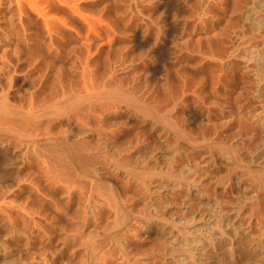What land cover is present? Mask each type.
<instances>
[{
  "label": "bare ground",
  "instance_id": "bare-ground-1",
  "mask_svg": "<svg viewBox=\"0 0 264 264\" xmlns=\"http://www.w3.org/2000/svg\"><path fill=\"white\" fill-rule=\"evenodd\" d=\"M261 49L264 0H0V264H264Z\"/></svg>",
  "mask_w": 264,
  "mask_h": 264
},
{
  "label": "rangeland",
  "instance_id": "rangeland-1",
  "mask_svg": "<svg viewBox=\"0 0 264 264\" xmlns=\"http://www.w3.org/2000/svg\"><path fill=\"white\" fill-rule=\"evenodd\" d=\"M246 23H247V22H246ZM261 47H262V46H260V48H261ZM242 50H243V52H244V51H245V52L242 53L241 55L244 56L245 58H246V57H247V58H250V57H248V56H253L254 53H258V52H256V50H258V49H254V53H253V49H251V50H250V49H249V50L247 49L248 51H247L246 49H245V50L242 49ZM262 52L264 53V50H263V49H261V53H262ZM250 53H252V55H251ZM249 54H250V55H249ZM247 55H248V56H247ZM244 57H243L244 60L242 59L243 61H241V59H240V61L242 62V64H243L244 61L246 60ZM251 72H252V74H253L255 71H252V70H251ZM252 74H251V76H253ZM210 83H211V82H209V84H208L209 86H208V87L212 88V84H210ZM196 85H197V84L195 83L192 87H196V88H194L195 90L198 89V90H196V91H197L196 93L199 94L198 96H200V93H201V96H202V99H200L201 96L198 97L197 94H196V96H195L194 98H195V99H196V98H197V99L199 98V101H198L197 99H196V100L194 99V100L196 101V103H197V104H200V105H201V104H202V105L204 104L205 106L208 105L207 102H209V104L212 103L211 105H208V106H206V107H209V106H210L211 112H213V113L216 112V113H217L216 109L218 108V105L215 107V104H214V103L217 102V99H216L214 96H212V95H214V94L211 95V94H210L211 92L208 91V92H210V93H208L209 95L207 96V94H206L207 92H206V91H204V92L201 91L202 89L199 88V87L196 86ZM210 85H211V86H210ZM200 89H201V90H200ZM207 89H209V88H207ZM209 90H210V89H209ZM199 91H200V92H199ZM176 92L180 93L179 90H178V91L176 90ZM176 92H175V93H176ZM198 92H199V93H198ZM205 92H206V93H205ZM178 93H176V94H178ZM203 93L206 94V96H205V95H202ZM166 96H167V95H166ZM210 96H212V97L215 98V99H213L212 97L210 98ZM167 98H168V97H167ZM167 98H166V97L164 98V103H165V104L169 103V100H168ZM204 98H205V99H204ZM206 99H207V100H206ZM208 99H211V100H208ZM213 100H214L215 102H213ZM200 101H201V102H200ZM203 101H204V103H203ZM198 102H199V103H198ZM205 102H206V104H205ZM194 103H195V102H194ZM216 104H218V103H216ZM233 104H234V103H233ZM233 104H232V108L234 109V112L237 113V107H236L237 105H236V103H235L234 105H233ZM202 105H201V106H202ZM204 105H203L202 107H205ZM213 106H214V108H213ZM234 107H236V108H234ZM212 108H213V109H212ZM201 109H202V108H201ZM214 109H215V111H213ZM198 111H199V110H195V111H193V112L190 113V116L192 117V119L195 120L194 122L197 123V124H198L199 121H200L199 118H201V117H199V116H200V113H199ZM200 112H201V111H200ZM168 114H169V115H168ZM168 114L166 115V118H165V119H166V120H169V119H172V120H173V119H174V120H173V121L171 120V122H170L171 125H169V122L166 121V122H168V123H166L167 127H168V126H172V125L175 124V125H176V128H175V125H174V127L172 126V127H173L172 130H174V133L176 132V130L179 131V132L181 133L180 129H181V128H183V129L186 128V126H184V123H183V122H184V121H183L184 119L182 118L183 116L180 115L181 117H179L177 114H174V113H172L173 115L170 114V113H168ZM170 115H171V118H170ZM174 115H175V116L177 115V117H179L181 121L179 120V118H176ZM168 116H169V117H168ZM181 118H182L183 120H182ZM176 119H177V120H176ZM201 119H202V118H201ZM198 120H199V121H198ZM179 121H180L181 124L179 123ZM182 121H183V122H182ZM173 122H174V123H173ZM176 123H178V124H176ZM166 125H165V126H166ZM177 125H178L179 128L177 127ZM180 126H181V127H180ZM194 126H195V127H194ZM200 126L202 127V124H198V126H197L196 124H194L193 126H191L192 128L190 127L191 129H189V131H190V130H194V131H192V132H191V131H190V132L188 131L189 133H195V131H196V135H195V134H194V135L192 134V136H193V137H192L193 141H195V139H198V140H197V142H198V141L202 138V136H203V142H204V141H205V142H206V141L208 142V139H209V141H210V140H211L210 138L207 139V138H204V137H207V136L209 137V134H210V136H211V133L213 132V128H214V126H213V125H209V126L212 127V128H211V127H208V125H204L203 127L207 126V127L204 128V130H203V131L206 132V134H205V132L202 133V129H203V127L201 128ZM196 127H197L198 129H197ZM188 128H189V127H188ZM188 128H186V129H188ZM200 128H201V132H199V131H200ZM207 128H209V129H207ZM175 129H176V130H175ZM196 129L199 130V131H197ZM146 130H148V129H146ZM184 130H185V129H184ZM185 131H186V130H185ZM211 131H212V132H211ZM145 132H146V133H145V134H146L145 136H147L149 130H148V131H145ZM186 132H187V131H186ZM186 132H185V133H186ZM188 132H187V133H188ZM176 133H177V132H176ZM180 133H177V136L179 135L180 138H183V137H184L185 139H186V137L189 138V135H191V134H189V133H188L189 135H187V134L183 133V131H182V133H183V135H184V136L182 137V136L180 135ZM197 134H198V135H197ZM200 134H201V138H200ZM202 134H203V135H202ZM204 134H205V135L208 134V135L205 136ZM185 135H187V136H185ZM197 136H198V137H197ZM190 137H191V136H190ZM195 137H196V138H195ZM147 138H148V137H147ZM147 138L145 137V140H147ZM194 138H195V139H194ZM223 138H225V137L223 136ZM223 138L220 139V140H226V139H223ZM150 139H151V140H150ZM171 139H172V138H171ZM189 139H191V138H189ZM192 139H191V140H192ZM201 140H202V139H201ZM150 141H151V142H150ZM167 141H168V142H167ZM170 141H171V140H170ZM170 141L167 139L166 142H164V143L162 142V144H160V142L158 143V142L156 141V143H155V142L153 141L152 138H149V140H147L146 143L144 142V148H143V156H144V158H145V156H146V158L151 157V155H152L151 153H153L154 149L157 148V147L160 145L159 148H161V147H162V148L159 149V150H161V151H159V153L162 154V159H163L164 161L166 160V162H168L169 160L172 161L173 159H175L174 154H173V150L171 149V153H172V154L170 153L169 150H167L168 148H170V146H169ZM147 142H148V143H147ZM199 142H200V141H199ZM199 142H198V143H199ZM201 142H202V141H201ZM165 143H166V144H165ZM152 144H154V145H152ZM156 144H157V145H156ZM167 144H168V145H167ZM131 145H134V143L131 144ZM145 145H146V146H145ZM162 145H163V146H162ZM165 145H167V146H165ZM153 147H155V148H153ZM148 148H149V149H148ZM164 148H165V149H164ZM144 149H145L146 151H145ZM151 149H152V151H151ZM162 151H163V152H162ZM161 152H162V153H161ZM168 152H169V153H168ZM135 154H136V152H135ZM163 154H165V156H164ZM170 154H171V155H170ZM116 157H117V156H116ZM163 157H165V158H163ZM172 157H173V159H172ZM193 157H194V160L196 161V162H195V161L193 160V162H195L196 164L199 163V161H200V157H199V155L197 156V154H196V155H194ZM146 158H145V159H146ZM198 158H199V159H198ZM133 159H134V158H131L130 160L128 159L127 162H126V160H125V161L121 160V162H124V163H118V165H119V164H121V165L124 164L123 166L128 167V164H129L128 161L130 162V161H132ZM119 161H120V159H119ZM119 161H118V162H119ZM173 161H174V160H173ZM183 162L186 163L184 159H183L182 163H183ZM130 163H131V164H132V163H135V160H133V162H130ZM131 164L129 165L130 167L132 166ZM197 168H199V167H197ZM184 170H186V169H183V171H184ZM173 172H174V171H170L171 175H174V176H176L177 178H180V177H181V174H183V173L185 174V173H186V172H181L180 170H178V172L175 171V172H177V173H173ZM170 173H167V174H164V175L167 176V177H169V176H171V175H169ZM184 174H183V175H184ZM168 175H169V176H168ZM187 175H188V173H187ZM187 175H185V176H187ZM198 175H200V173H199ZM179 176H180V177H179ZM188 176H189V175H188ZM182 177H184V176H182ZM190 177H191V175H190ZM187 186H190V185H187ZM184 195H185V197L187 196L186 193H184L183 195H181V198L179 197V199H180V201L184 200V202L187 203L188 200H189V198L186 197V200L183 199ZM174 197H175V196H172V197H169V198L172 199V198H174ZM185 197H184V198H185ZM198 198H199L200 202H199V200H197ZM167 199H168V198H167ZM167 199H166V200H163V201L166 202ZM171 199H168V200H171ZM181 199H182V200H181ZM194 199H196V201H195L196 203H193V202H194V201H193ZM194 199L192 200L193 202H191L194 206L197 207L198 205H201L200 207H205V206L203 205L204 202L201 203L202 200L200 199V197L196 196ZM200 203H201V204H200ZM198 207H199V206H198ZM205 208H206V207H205ZM244 218H245V217H244ZM113 219H114V218H113ZM230 219H231V220H230ZM232 219H234V220H233L234 223H232ZM240 219H241V218H240ZM245 219H246V218H245ZM120 220H121V219H120ZM241 220H242V221H241ZM241 220H237L236 218H233V217L231 218V216H230L229 221H228L227 223L230 222V223L228 224L229 226H230V225L232 226V224H233V225L236 224V225H235L236 227L238 226V228H242V227L246 224L245 222H247V219H246V221H245L243 218H242ZM242 223H243V224H242ZM231 226H230V227H231ZM239 226H241V227H239ZM231 228H232V227H231ZM129 262L131 263L132 261L129 260L128 263H126V264H130ZM131 264H132V263H131Z\"/></svg>",
  "mask_w": 264,
  "mask_h": 264
}]
</instances>
